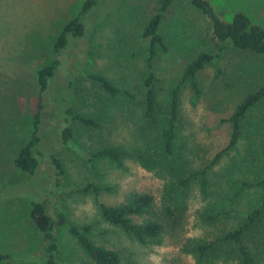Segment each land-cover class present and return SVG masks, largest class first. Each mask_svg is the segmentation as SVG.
I'll return each mask as SVG.
<instances>
[{
	"label": "rangeland",
	"instance_id": "obj_1",
	"mask_svg": "<svg viewBox=\"0 0 264 264\" xmlns=\"http://www.w3.org/2000/svg\"><path fill=\"white\" fill-rule=\"evenodd\" d=\"M207 1L224 21L243 12L264 26V0ZM85 2L0 0V251L12 256L11 262L3 264H45L41 252L44 236L29 214L30 202L45 198L52 213L58 207L72 223L94 222L93 239L118 250L124 262L196 264L193 239L212 237L226 222L237 225L258 205L262 188L256 183L264 176V99L245 118L236 149L211 168L207 200L193 187L185 217L176 230L166 231L156 241L132 239L103 221L95 195L79 192L77 187L91 181L107 185L112 189L102 193L100 200L111 204L122 202L132 190L150 192L159 205L168 178L130 159L124 167L108 160L86 161L88 149L108 141L124 147L141 145L138 110L122 96H107L88 74L103 73L141 97L150 43L143 36L144 29L167 0H98L83 17L84 35L71 37L69 44L57 51L61 30ZM163 13L159 32L166 46L159 48L154 68L164 101L180 82L187 63L201 52L215 56L199 73L201 94L196 95L188 83L182 87L183 123L178 142L190 163L200 167L229 141L231 127L222 123V118L264 84V55L214 40L212 19L191 0H171ZM55 60L60 62L41 96L38 71ZM78 91L88 94L87 98L79 97ZM71 107L99 113L102 130L90 132L78 126L76 138L63 142L61 129ZM38 110L43 143L39 169L31 175L23 172L16 160ZM51 154L58 155L65 166L60 183ZM208 201L225 212L223 222L208 224L202 219L200 211ZM57 235L60 264H95L68 225L59 226Z\"/></svg>",
	"mask_w": 264,
	"mask_h": 264
},
{
	"label": "trees",
	"instance_id": "obj_2",
	"mask_svg": "<svg viewBox=\"0 0 264 264\" xmlns=\"http://www.w3.org/2000/svg\"><path fill=\"white\" fill-rule=\"evenodd\" d=\"M98 0H86L80 13L70 19L61 30L55 43V49L60 51L69 44L71 37H81L85 33L83 17L97 4ZM203 10L213 22L212 37L217 42L229 41L233 47L264 55V26L252 21L243 12L235 14L233 20L224 21L213 11L207 0H191ZM171 0L162 5L148 22L143 36L149 40V55L147 57V73L141 85L140 97L131 89L119 87L110 77L103 73L88 74V78L110 98L122 96L133 108L138 110V135L141 145L124 147L112 142L86 151L85 159L89 163L108 160L117 166H125L130 159L138 162L147 170L166 176L161 203L157 205L154 194L145 191L132 190L118 204L100 200V195L110 192L111 187L100 182H87L77 187V191L92 193L98 201L103 221L122 229L132 239L141 243L159 240L166 231L178 228L187 211L189 194L193 187L199 189L207 198L210 195V170L219 163L222 157L236 149L243 136V122L248 113L264 99V84L255 92L249 93L226 117L222 123L231 127L229 141L226 146L217 151L207 164L194 167L186 157L178 142L179 128L183 123L182 87L188 83L192 91L199 95L202 88L199 73L214 59V54L201 52L185 66L180 82L174 86L167 101L161 98L158 77L154 61L160 47H165V41L159 32L163 12L170 6ZM59 60L42 67L38 71L40 95L47 89L59 64ZM79 87V86H76ZM79 97L87 98L88 94L77 92ZM82 95V96H81ZM41 108V105L39 106ZM68 117L61 129V139L68 143L76 138L79 127L90 132H99L103 128L102 116L97 112H84L73 107L67 110ZM41 111L32 117V132L22 145L17 155L18 167L28 174L37 173L40 166V147L43 143L41 135ZM50 161L56 173L57 183H60L66 170L62 159L50 155ZM262 188L258 205L232 226L229 222L217 229L210 238L193 239L191 246L196 264H264V176L256 183ZM224 213L207 202L200 211V216L208 224L224 221ZM30 219L35 228L43 234L45 243L41 247L45 264H60L61 252L57 230L59 226L68 225V231L74 236L86 255L95 264H135L124 262L118 250L97 243L93 237L95 223L82 225L72 223L58 207L51 212L49 200H32L29 205ZM12 256L0 251V264L9 263Z\"/></svg>",
	"mask_w": 264,
	"mask_h": 264
},
{
	"label": "crops",
	"instance_id": "obj_3",
	"mask_svg": "<svg viewBox=\"0 0 264 264\" xmlns=\"http://www.w3.org/2000/svg\"><path fill=\"white\" fill-rule=\"evenodd\" d=\"M254 22V21H253ZM256 23V22H255ZM259 24V23H258Z\"/></svg>",
	"mask_w": 264,
	"mask_h": 264
}]
</instances>
